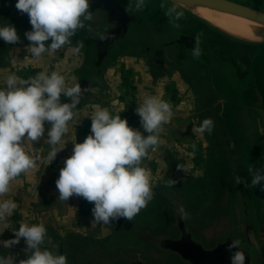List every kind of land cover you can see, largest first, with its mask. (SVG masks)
Instances as JSON below:
<instances>
[{
	"label": "water",
	"instance_id": "95a60500",
	"mask_svg": "<svg viewBox=\"0 0 264 264\" xmlns=\"http://www.w3.org/2000/svg\"><path fill=\"white\" fill-rule=\"evenodd\" d=\"M161 1L169 7L173 4V0ZM16 3L17 0H0V26L13 25L22 37L32 26L28 15L16 9ZM92 10L97 18L90 23L95 24L97 31L91 42L88 69L102 72L116 48L134 43L146 54L154 55L157 63L166 64L165 59H169L179 64L198 84L203 102L199 109L215 122L212 136L221 173V191L212 203L197 212L187 191L191 174L185 170L183 161L174 160L173 169L160 189L163 200L155 204L162 213L159 214V209L151 212L146 222L136 218L117 221V227L123 224L122 232L133 242L105 246L83 237H54L52 250L59 249V254H65L70 264H230L227 246L238 240L246 254V264H264V216L259 208L258 186L246 187L244 182L235 181L239 175L250 185L248 168L256 165L246 144L239 106L232 99L220 70L209 59L212 54L207 44L209 36L200 27L203 25L213 37L261 47L264 0H184L178 5L184 16L174 21L178 28L166 16L131 11L120 0H93ZM198 34L201 55L195 58L192 50ZM8 45L0 39L1 50ZM221 55L223 62L230 55L232 65L241 73L250 70L238 53ZM169 180L174 181L171 187ZM181 206L189 214L187 219L178 211Z\"/></svg>",
	"mask_w": 264,
	"mask_h": 264
},
{
	"label": "clouds",
	"instance_id": "9594fccd",
	"mask_svg": "<svg viewBox=\"0 0 264 264\" xmlns=\"http://www.w3.org/2000/svg\"><path fill=\"white\" fill-rule=\"evenodd\" d=\"M182 3L184 0H173L164 13L174 28L179 27L174 21L184 16V12L178 10ZM92 5L93 0H17L16 9L28 15L32 26V30L24 34L30 42L27 51L31 57L39 60L45 53H55L71 45L73 37L81 30L91 32L88 22L93 20ZM134 7L136 11L143 10L146 0H134ZM160 7L165 9L166 5L161 3ZM0 39L7 44L20 42L17 29L10 24L0 26ZM199 40L198 34L192 50L195 58L201 55ZM48 41L51 43L46 44ZM83 47L84 42L78 41L76 51ZM71 80L73 83L69 84L68 78L58 71L44 70L28 78L11 73L0 87V197L11 191L14 180L34 172L42 159L51 163L62 150L57 145L68 134L69 122L74 120L84 93L90 91L75 83V76ZM62 96L70 102H62ZM135 111L143 132L131 127L120 114H113L109 107L95 106L90 114L91 134L82 143L72 141V155L64 161L55 182L59 200L68 201L76 196L94 204L93 225L111 224L121 218L131 221L154 199L153 176L144 166V160L159 148L161 134L175 113L172 104L157 95L138 102ZM46 123L50 128L45 143L51 150L42 157L39 150L32 153L29 146L45 136ZM214 127V120L205 118L199 125L194 124L192 133L196 137L206 132L211 134ZM192 147L195 148V144ZM248 172L251 184L239 175L235 177L236 184L244 182L246 187L252 188L261 185L264 168L250 165ZM173 184V180L168 181L169 187ZM16 207L11 199L0 201V223L5 224L6 229L7 218ZM178 211L182 218H188L183 206ZM13 232L14 238L0 241V245L12 248L23 239L26 252L30 250V254L19 264H68L65 254L51 250L55 245L43 223L21 222ZM46 242L51 248L43 247ZM227 252L230 264H246L240 241L228 244ZM0 264H16V259L0 255Z\"/></svg>",
	"mask_w": 264,
	"mask_h": 264
},
{
	"label": "crops",
	"instance_id": "0c3cea01",
	"mask_svg": "<svg viewBox=\"0 0 264 264\" xmlns=\"http://www.w3.org/2000/svg\"><path fill=\"white\" fill-rule=\"evenodd\" d=\"M94 17L96 16L93 15V18ZM88 23L91 25V32L83 30L84 35L82 36L81 30V37L77 38V35L73 37L71 45L65 46V48L55 53H45L39 60L31 57L30 53L27 51L30 42L22 45L19 44V42L16 44H9L7 49H0V87L4 85L7 76L11 73H16L22 78H28L29 76H33L37 72L44 70L48 72L58 71L68 78L69 84L73 83L71 77L75 76V83H78L81 79H86L95 85L94 90L91 92L93 96L85 98L78 106L77 110H75L77 114L74 120L69 122L68 134L63 138L62 143L57 145V147L62 150L58 152L56 158L51 163L46 159H42L34 172H29L28 175H22L14 180L11 183V191L6 194V196L0 197V201L11 199L17 205L13 214L7 218V221L11 224L14 223V225H16L21 222L47 224L49 221H54L52 217L54 215L56 217L55 220L57 221H64L63 217L69 216L68 218L71 223L80 226L81 222L87 221V217L93 216L92 208L94 207V204L89 203L81 197L73 196L68 201L59 200V192L56 188L55 182L59 178L60 170L64 167V161L72 155V149L74 147L72 141L76 139L77 143H82L87 137V129L92 122L90 114L94 111V107H108L109 101L112 100L110 98L115 95L116 90H122L125 92L130 90L129 81H133V84H131L133 89L131 88L130 95L135 98L136 104L131 110L133 114H136L135 110L138 107V102L150 95H157L172 104L175 115L171 122L165 126V132L161 134V136L164 137L162 140H165V135L168 134V128L176 124L175 121L180 120L184 123L191 115V104L184 96V92H179L176 100L173 94L168 93L170 91L169 89H171V82L175 85L177 82L180 83V80L177 81L178 78L175 76V72L172 71L175 63L169 59H165L167 66L166 72H153L147 67V63L151 56L141 51V49H138L137 45L134 43H126L119 48H116L112 53L111 61L102 72L96 73L95 71L88 69V64L92 59L91 42L88 49L85 47V49H80L79 51H76L77 43H74L80 40L85 43L88 39V34H90V36H92L93 33L96 34L97 28L95 24ZM24 37L25 35L20 37V41H22L21 38ZM50 43L51 41L46 42V44ZM139 52H143L146 57L143 53ZM129 53L132 56L127 55ZM84 54H87L86 58H84ZM126 58H131L129 59L131 60L130 63L134 62L141 66L142 72L141 75L134 73L129 76L127 74L130 73L127 72L126 76H123L127 79V81L124 82L122 80L123 77L121 72L116 71V68L118 65L127 64L128 61ZM12 61H15V63H12ZM112 70H115L113 73L114 78L119 81L115 83L113 89L112 87L110 89L102 88V84L112 73ZM143 73L145 76H143ZM177 85L176 89L179 90V85ZM118 97L120 96L118 95ZM61 99L62 102H70L68 98L63 96ZM118 104L119 100H114V102H112L114 108L109 107L113 114H119L120 112L125 111L123 107L118 108ZM45 128V136L38 142H35L33 146H29V150L32 153L39 150L42 157H46L51 150V147L45 143L48 138L47 129L50 128V125L46 123ZM138 129L141 130V128ZM148 169L153 173L151 167ZM64 208H66V212L67 208H72L71 214L66 213L64 215V213H62ZM18 228L19 226H10L6 229L0 225V241L13 239V231L18 230ZM52 239H54V237ZM20 243H24V240L21 239ZM15 254H17L15 246L12 248H4L0 245V255L12 256L15 258Z\"/></svg>",
	"mask_w": 264,
	"mask_h": 264
},
{
	"label": "rangeland",
	"instance_id": "374dc122",
	"mask_svg": "<svg viewBox=\"0 0 264 264\" xmlns=\"http://www.w3.org/2000/svg\"><path fill=\"white\" fill-rule=\"evenodd\" d=\"M120 1L129 10L140 12L135 10L134 0ZM149 4L150 1L146 0V7ZM141 11L147 12L144 9ZM83 35L84 33L82 30V36ZM94 35V33L92 34V36H90V34L87 35L88 39L85 41V46L81 50L85 49V47H87V49L89 48L90 42H92L96 37ZM79 37H81L80 32L77 33V38ZM21 39L22 41H20L19 44L22 45L24 43H29L26 37ZM128 39L130 40L133 38L129 37ZM77 42L78 41L74 43L76 44ZM207 44L210 46L208 40ZM141 51L144 52V50L142 49ZM211 53L212 54L209 59L220 70L224 83L231 93L232 99L236 101L237 105L239 106V117L241 124L243 125L244 137L248 149L252 151L251 157L253 158L256 168H264V49L263 52L259 54L258 58L255 59L254 57L250 70L243 73H241L240 70L232 65V60H230L229 57L230 55L226 56L228 60H226V62H223L222 55H216L212 49ZM127 55L131 54L129 53ZM86 57L87 54H84V58ZM126 59L129 63L127 62V64L118 65L116 71H120L122 77L126 76L127 72L130 73L127 74L128 76L133 75L134 73H138L139 75H141V66L135 64L134 62L130 63L131 60L129 59L131 58ZM148 69L155 72L154 69ZM172 71L175 72V76L178 78L177 81L180 80V83L177 82L180 89H176L177 84L175 85L171 82V89H169L170 91L168 93L173 94L176 100V97H178L177 94H179V92L181 91L184 92V96L191 104V115L189 119H187L184 123L180 120L175 121L176 124H174V126L172 127H169L167 130L168 134L165 135L166 141L162 140L164 137L161 136V143L158 150L156 152H150L149 157L144 160V166H146L147 168L151 167L153 171L152 176L154 183V199L148 204L145 209H142L141 212L136 217H134L138 220H142L143 222H146L147 219L150 218L151 212L153 211L155 213V211L159 209V214L162 213L161 207H156L155 204L157 203V201L161 202L163 200V195L160 192V189L163 186L164 180L168 177V174L170 172L167 158H172L175 161H183L185 170L189 174H191V181L187 185V191L189 193V201L193 204V206L195 207L194 209L197 212L200 211L199 209H203L204 207L212 203V201H214V199L219 196L221 191V173L218 167L217 152L214 147L212 133L208 134L206 132L200 137H196L192 133L194 124L199 125L206 118L204 113H202L199 109V107H202L203 102L202 98L200 99V95L198 93V84H196L190 76L188 77V74L185 73L182 68H180L179 64H176L173 67ZM114 72L115 70H112V73L102 84V88L110 89L112 87L113 89L115 87V83L119 80L114 78ZM143 76H145L144 73ZM122 80L124 82L127 81L125 77H123ZM131 84H133V81H129L130 90L127 92L116 90L114 95L115 97L112 96L110 98L112 100L109 101L108 107L114 108V106H112V102H114V100H119V104L117 107H123L125 110L120 112L119 114L131 116V126L136 129L141 128L140 131L143 132L144 130L140 124V117L135 113L134 115L131 111L136 105L135 98L130 95L132 88ZM118 95L120 97H118ZM144 134L147 135V133ZM193 144H195V148L192 147ZM261 186H264V181H262L261 185H258L257 187V196L260 204L259 208L261 214L264 216V191H261ZM196 202L199 204L200 208L195 204ZM65 209L66 208H64L62 212L64 213V215L66 213L71 214L72 208H67V212ZM52 217L54 219L53 222L49 221L47 222V224L43 223L47 228L48 237H50L51 239L58 236L65 239L69 237H83L105 246L114 245L116 242H121L123 244L133 242L132 240H129L127 235L123 233L122 230L120 232H116L115 230H113L112 222L111 224L93 225V216L87 218L85 217L87 221L81 222L80 226H76L75 224L71 223L68 218L69 216H64V221L55 220L56 217L54 215ZM155 222L156 221H153V223ZM28 224L31 225L34 223L29 222ZM0 225L5 228V224L0 223ZM6 225L8 228L10 226H20V224L14 225V223L11 224L8 221H6ZM43 247L51 248V246H49L47 242ZM15 248L17 250V254H15L16 264H19L20 260L27 258V256L30 254V250H28V253L26 252L27 245L25 241L24 243L15 245ZM68 264H70L69 260Z\"/></svg>",
	"mask_w": 264,
	"mask_h": 264
},
{
	"label": "flooded vegetation",
	"instance_id": "af4514ba",
	"mask_svg": "<svg viewBox=\"0 0 264 264\" xmlns=\"http://www.w3.org/2000/svg\"><path fill=\"white\" fill-rule=\"evenodd\" d=\"M149 1H150V4L146 8H144V10H146L147 12H153V13L161 14V15L165 16L164 13L167 10V7L170 6L169 4L168 5L165 4L166 5L165 9H161L160 5H161V3H163L161 0H149ZM200 27L202 29L203 28L205 29V33L209 36L208 37V43L210 44L211 49L213 50V52L216 55H221L222 53H225V52L238 53L239 56L243 59V62L245 64H248L247 65L248 67L249 66L251 67V64L253 63L254 57H255V59L258 58L259 54H261L263 52L264 45L261 47H247V46L240 45V44H237L234 42H230L228 40H224L218 36H216V37L210 36L208 34V29H206L201 24H200ZM147 55H150V54L148 53ZM147 66L150 69H154L155 72H157V73L166 72V70H167L166 64L157 63V58L154 55H152V57L148 61ZM78 83L81 84L82 89H84V88L90 89V91L84 93V96L81 99V102H83L85 98L93 96L91 92H92V90H94L95 85H93L91 82H89L86 79H81ZM173 162H174V160L172 158H167V163H168L170 169H173ZM112 223H113L112 228L116 232H120L123 229V224H121L119 227H117V225H118L117 221H112ZM56 247H59V246L57 245ZM53 251H56L59 254V249H57V250L55 249Z\"/></svg>",
	"mask_w": 264,
	"mask_h": 264
},
{
	"label": "built area",
	"instance_id": "2783aa9c",
	"mask_svg": "<svg viewBox=\"0 0 264 264\" xmlns=\"http://www.w3.org/2000/svg\"><path fill=\"white\" fill-rule=\"evenodd\" d=\"M121 118H126L128 121H129V125L131 126L132 124V117L131 116H126V115H121ZM92 123V122H91ZM91 123L89 124V126H88V129H87V136L89 135V134H91ZM132 127V126H131Z\"/></svg>",
	"mask_w": 264,
	"mask_h": 264
}]
</instances>
